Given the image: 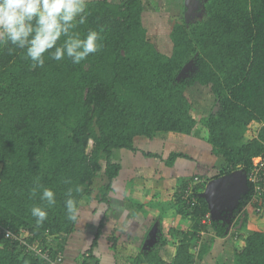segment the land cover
<instances>
[{
	"label": "trees",
	"instance_id": "1",
	"mask_svg": "<svg viewBox=\"0 0 264 264\" xmlns=\"http://www.w3.org/2000/svg\"><path fill=\"white\" fill-rule=\"evenodd\" d=\"M86 11L87 22L77 31L100 32L103 46L78 65L46 55L44 67L33 69L23 50L10 54L11 45L0 46V264L62 259L48 240L75 232L77 224L67 219L64 207L68 188L79 207L84 199L105 205L106 218L122 170L113 161L115 153H140L172 168L193 162L188 150L196 147L182 144L164 158L136 147V140L167 133L191 138L202 129L205 149L216 159L206 173L177 180L172 207L179 223L168 233L176 239L171 256L165 255L169 247L160 228L150 237L154 242L144 243L126 262L201 264L240 211L248 210L253 193L248 185L226 221L210 217L201 196L206 185L236 170L248 174L264 155V0H201L196 11L202 18L172 24L168 53L148 37L143 0H88ZM195 87L214 102L198 116L189 95ZM37 180L54 191V207L38 196L29 198ZM33 206L48 212L40 226L31 215ZM104 223L81 264H99L93 249ZM108 240L116 262L119 239L113 234ZM229 264H264V231L245 237Z\"/></svg>",
	"mask_w": 264,
	"mask_h": 264
},
{
	"label": "rangeland",
	"instance_id": "2",
	"mask_svg": "<svg viewBox=\"0 0 264 264\" xmlns=\"http://www.w3.org/2000/svg\"><path fill=\"white\" fill-rule=\"evenodd\" d=\"M111 1L118 2L119 0ZM150 1H153L154 4L150 5ZM143 2L146 6L143 19L144 26L148 30V37L163 53H168L170 50L168 34L176 19L195 20L203 17L202 13L197 15L196 11L201 4V0H194L191 3V7L196 9L192 11L184 8L185 0H143ZM189 95L197 116L202 112L207 113L212 110L214 102L209 92L195 87L191 89ZM205 134V130L202 129L198 130L191 138L168 133L159 134L152 141L136 140V147L152 153H159L166 158L172 151L183 149L182 144L194 145L196 148L191 151L188 150L189 155L197 160V164L193 165L194 170L196 173L204 174L208 167L214 165L216 159L209 155L205 149L207 148L204 140ZM249 137L250 135L247 138ZM203 148L205 149V155ZM113 161L122 164V170L113 184L114 192L111 207L116 214L108 213L112 214L111 218L114 217L110 223L112 226H107L109 221V216H107L102 228V235L98 238L97 246L93 249L94 256L96 253L111 251L112 243L108 239L113 234H118L121 235V241L116 244L118 247L117 257L119 264H125L130 256H136L140 251V249L133 251L134 246L139 245V242H137L138 237L137 241L130 237L131 242H129L128 234L133 235L134 233V235H137L138 229L136 228L141 224L140 230L142 231L144 228L149 237L156 234L160 228L165 230L164 234L169 247L166 248L165 255L169 258L172 251L170 248L176 239L168 233L171 229H175L179 223L172 207V201L177 187V180L183 177L181 174H175L177 169L174 167H167L158 159L144 157L140 153L132 154L120 150L115 153ZM188 166H192V163H188ZM182 175H185V173H182ZM79 208L81 209L80 222L77 224L75 232L70 236L48 240L50 246L62 251V260H64L63 255L67 247L70 246V249L76 250V253L71 252L75 256L76 264L82 263L81 255L90 249V243L87 244L85 240L83 241L84 236L88 233L91 240L94 238L98 223L106 211L105 205H98L88 199H84ZM247 209V211H240L235 217L236 220L229 225L228 235L223 238L222 242L213 246L214 249H211L210 253L204 257L201 264H229L233 250L244 245L245 237L255 231H264V211L259 215L250 207ZM130 215H132L131 218H129ZM226 217L225 220L228 221L231 215ZM132 218L139 223L135 225ZM21 235L23 238L25 233ZM100 239L103 242H99ZM147 242H154V239L152 241L147 240ZM140 244V246H143L144 243ZM100 246L101 251L97 249ZM216 246L219 248L217 249L218 253L215 251ZM70 249L67 250L70 251ZM111 264H113V258Z\"/></svg>",
	"mask_w": 264,
	"mask_h": 264
},
{
	"label": "clouds",
	"instance_id": "3",
	"mask_svg": "<svg viewBox=\"0 0 264 264\" xmlns=\"http://www.w3.org/2000/svg\"><path fill=\"white\" fill-rule=\"evenodd\" d=\"M87 3L88 0H0V46L11 45L10 54L15 49L23 50L33 69L44 67L46 55L56 62L67 58L78 65L103 46L100 32L88 30L82 36L77 31L87 22ZM75 192L80 193L81 187L77 186ZM65 195L66 217L78 224L81 209L73 196V189L68 188ZM37 196L46 202L48 208L56 205L54 191L38 180L31 188L29 198ZM30 212L37 226L42 225L48 216L41 206L31 207Z\"/></svg>",
	"mask_w": 264,
	"mask_h": 264
},
{
	"label": "water",
	"instance_id": "4",
	"mask_svg": "<svg viewBox=\"0 0 264 264\" xmlns=\"http://www.w3.org/2000/svg\"><path fill=\"white\" fill-rule=\"evenodd\" d=\"M193 1L185 0V8L187 10H196L191 7ZM188 69L189 64L183 68L179 76H182V73H186ZM247 191L246 175L241 170H236L228 175L210 180L201 196L208 202L210 217L215 219L227 218L226 216L232 214L231 212L238 204L240 197ZM221 213H224V215Z\"/></svg>",
	"mask_w": 264,
	"mask_h": 264
},
{
	"label": "crops",
	"instance_id": "5",
	"mask_svg": "<svg viewBox=\"0 0 264 264\" xmlns=\"http://www.w3.org/2000/svg\"><path fill=\"white\" fill-rule=\"evenodd\" d=\"M189 153V152H188ZM195 161V160H194ZM194 161L192 162H188V161H182V162H178L175 166H174V168L175 169H177L176 171H175V174L177 173V174H181V176L182 177H187V176H190L191 175V173H196L195 172V170H194V167H193V165L195 164L194 163ZM188 163H192V166H188ZM147 165H149V164H147ZM193 167V168H192ZM173 168V167H172ZM182 173H185V175H182ZM112 213V214H116L115 212H114V210L112 209V207L108 210V212H107V216H109V218H108V225L107 226H112L110 223H111V221L114 219V217L112 216V218H111V215L112 214H108V213ZM105 213V212H104ZM104 213H103V218L101 217V220L103 219V221H106V219H107V216H106V218H104ZM132 217V215H130L129 216V218H131ZM253 217V216H252ZM133 219V218H132ZM100 220V221H101ZM134 220V219H133ZM133 220H132V222H133ZM100 223V222H99ZM99 223H98V225H99ZM136 223H139V222H136V220H134V224L136 225ZM105 224V223H104ZM115 225V224H114ZM116 226V225H115ZM77 227V226H76ZM136 227V226H135ZM134 227V228H135ZM142 226H141V224H139V226H137V228L136 229H138V234L137 235H134V233H133V235H130V234H128V239L130 238V237H132L134 240L136 239V241H137V237H138V241L137 242H139V245H137V246H134V249H133V251H137V250H139L140 249V251L139 252H141V250H142V248H145L146 247V245H144L143 244V246H140L141 244L140 243H147V240H150V241H152L153 239L152 238H150L149 236H148V233H147V231H145L144 230V228L142 229V231L140 230V228H141ZM119 240H118V242H120L121 241V235H115ZM149 238V239H148ZM94 239V238H93ZM93 239L91 240V236L87 233V235L86 236H84V239H83V241L85 240L86 241V243L87 244H91V242L93 241ZM128 239H127V241H128ZM222 240H223V238L222 239H219V240H217L216 241V243L217 244H219L220 242H222ZM135 241V242H136ZM76 242H78V241H76ZM99 242H103V240H99ZM129 242H131V238L129 239ZM134 242V241H133ZM132 242V243H133ZM123 243V242H122ZM90 244H89V246H90ZM150 244H151V242H150ZM216 248V252L218 253V251H217V249H219L217 246L215 247ZM67 249H70V246L69 247H67L66 248V250H65V252H64V255H63V257H64V260H62V264H76L75 262V256L71 253V252H73V253H76V250H73V249H70V251L69 250H67ZM97 249H99V251H101V246L100 247H98ZM214 249V248H213ZM104 251H106V250H104ZM111 251H109V252H101V253H96L95 254V257H97L98 259H99V264H111V259L113 258V264H119V259H118V257H117V259H118V261H116L115 262V260H114V253L113 252H111ZM118 252V247L116 248V252L115 253H117ZM117 256V255H116ZM131 257H134V256H130L129 258H131ZM74 258V259H73ZM116 258V257H115ZM127 262V261H126ZM126 264V263H125Z\"/></svg>",
	"mask_w": 264,
	"mask_h": 264
},
{
	"label": "built area",
	"instance_id": "6",
	"mask_svg": "<svg viewBox=\"0 0 264 264\" xmlns=\"http://www.w3.org/2000/svg\"><path fill=\"white\" fill-rule=\"evenodd\" d=\"M246 178L248 185H250L253 191L247 207H252L256 213L261 214L264 210V155L259 159L257 166L249 171ZM190 193L191 190H188L185 198L188 197ZM207 219L208 216L205 217L203 223H208ZM61 261L62 259L58 257L57 260L51 264H61Z\"/></svg>",
	"mask_w": 264,
	"mask_h": 264
},
{
	"label": "flooded vegetation",
	"instance_id": "7",
	"mask_svg": "<svg viewBox=\"0 0 264 264\" xmlns=\"http://www.w3.org/2000/svg\"><path fill=\"white\" fill-rule=\"evenodd\" d=\"M222 215H224V213H221Z\"/></svg>",
	"mask_w": 264,
	"mask_h": 264
}]
</instances>
